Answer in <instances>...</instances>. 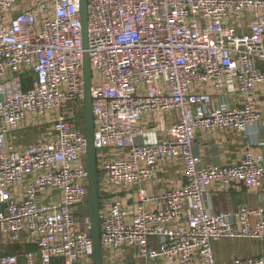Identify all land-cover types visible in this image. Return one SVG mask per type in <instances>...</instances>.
I'll return each instance as SVG.
<instances>
[{"label": "built area", "instance_id": "built-area-1", "mask_svg": "<svg viewBox=\"0 0 264 264\" xmlns=\"http://www.w3.org/2000/svg\"><path fill=\"white\" fill-rule=\"evenodd\" d=\"M0 0V264H93L84 57L93 71L104 264H264L219 260L221 239L264 241V203L212 212V186L264 185V147L201 167L199 130L264 125V0ZM35 75L29 86L25 74ZM238 96L214 105V94ZM69 103H72L69 105ZM175 114L168 125L167 116ZM158 119L152 125L149 119ZM49 125L15 144L26 125ZM160 134L152 136L151 133ZM185 181L150 185L177 158Z\"/></svg>", "mask_w": 264, "mask_h": 264}, {"label": "crops", "instance_id": "crops-1", "mask_svg": "<svg viewBox=\"0 0 264 264\" xmlns=\"http://www.w3.org/2000/svg\"><path fill=\"white\" fill-rule=\"evenodd\" d=\"M263 98V93L261 94ZM239 97H233L227 93L214 94V105L230 104L236 106L239 102ZM174 115L167 116V124L172 123ZM152 125L158 124V119H149ZM39 126V127H37ZM39 129V138L48 132L49 125H37ZM33 125H26L13 134L12 140L15 144L21 143L19 140L20 135L18 132L33 128ZM28 128V129H27ZM152 136H160V134L151 133ZM26 143L33 142L38 138L26 137ZM19 141V142H18ZM24 142V143H25ZM248 146H252L254 150H259L264 147V125L259 123L251 126L245 132H228V131H215L209 132L199 130L197 132V146L196 151L200 157L201 167H208L211 164H232L238 162L244 152V149ZM184 168L181 159L178 157L171 162L158 174L157 178L151 187L154 190L165 189L168 185L181 184L185 181ZM264 203V185L259 190H251L243 184H232L229 187H223L220 185L212 186L206 195L207 209L215 212L223 209H230L244 204L258 205ZM11 253L19 254L20 264H25L24 256L22 253L25 251H37V246L33 243H29L25 240L12 243L6 247ZM215 254L219 260L231 262L235 258L242 256H259L264 255V243L255 240H232L221 239L214 242ZM55 264H61V259H55ZM129 264V263H128Z\"/></svg>", "mask_w": 264, "mask_h": 264}, {"label": "water", "instance_id": "water-1", "mask_svg": "<svg viewBox=\"0 0 264 264\" xmlns=\"http://www.w3.org/2000/svg\"><path fill=\"white\" fill-rule=\"evenodd\" d=\"M81 16L83 24L84 46L88 47V0H81ZM84 77H85V98L84 109L86 119V137L88 142V170H89V202L91 208V234L94 242L93 264H104L103 248L101 238V219H100V180L98 165V150L95 144L94 132L96 120L93 113V71L91 67L90 54L88 51L84 57ZM236 205L235 209H238ZM7 252H9L7 250Z\"/></svg>", "mask_w": 264, "mask_h": 264}, {"label": "trees", "instance_id": "trees-1", "mask_svg": "<svg viewBox=\"0 0 264 264\" xmlns=\"http://www.w3.org/2000/svg\"><path fill=\"white\" fill-rule=\"evenodd\" d=\"M262 69H264V62H260L259 65ZM35 78V75H31L30 73L23 75V80L26 86H29L31 84V81ZM72 103H69V105H71ZM77 126L79 128V130L86 135V119H85V109L82 107L80 109V111L77 113ZM86 162H87V157L85 158ZM81 214H83L84 216H86V220H84L83 222V228H87L86 225H88V223L91 220V208H90V202H89V198L87 200V203L82 206L81 210H80Z\"/></svg>", "mask_w": 264, "mask_h": 264}, {"label": "rangeland", "instance_id": "rangeland-1", "mask_svg": "<svg viewBox=\"0 0 264 264\" xmlns=\"http://www.w3.org/2000/svg\"><path fill=\"white\" fill-rule=\"evenodd\" d=\"M41 126H42V124H41ZM37 127H39V126H37ZM30 129H31L30 131L27 130L26 132H24V131L18 132L17 135H20L19 137L21 140H19V141L21 143L25 142L27 140L26 137H28V138H35V137L39 138V136H38L39 129H37L36 126L33 128H30ZM262 243H264V241Z\"/></svg>", "mask_w": 264, "mask_h": 264}]
</instances>
